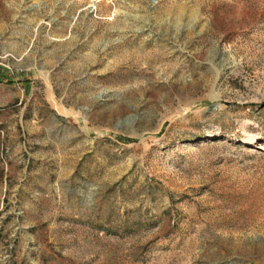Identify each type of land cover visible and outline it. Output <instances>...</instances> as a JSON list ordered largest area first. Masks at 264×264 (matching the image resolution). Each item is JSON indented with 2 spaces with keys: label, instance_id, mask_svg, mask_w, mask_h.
Segmentation results:
<instances>
[{
  "label": "rangeland",
  "instance_id": "1",
  "mask_svg": "<svg viewBox=\"0 0 264 264\" xmlns=\"http://www.w3.org/2000/svg\"><path fill=\"white\" fill-rule=\"evenodd\" d=\"M0 264H264V0H0Z\"/></svg>",
  "mask_w": 264,
  "mask_h": 264
}]
</instances>
